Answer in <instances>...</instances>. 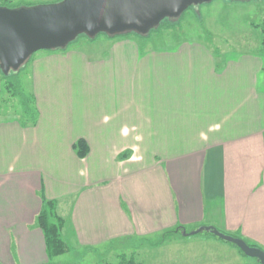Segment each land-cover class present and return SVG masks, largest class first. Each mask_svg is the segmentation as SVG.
Listing matches in <instances>:
<instances>
[{"label": "crops", "instance_id": "0c3cea01", "mask_svg": "<svg viewBox=\"0 0 264 264\" xmlns=\"http://www.w3.org/2000/svg\"><path fill=\"white\" fill-rule=\"evenodd\" d=\"M100 38L33 55L37 123L0 119V264L52 263L45 200L80 248L212 226L264 249L262 46Z\"/></svg>", "mask_w": 264, "mask_h": 264}, {"label": "rangeland", "instance_id": "374dc122", "mask_svg": "<svg viewBox=\"0 0 264 264\" xmlns=\"http://www.w3.org/2000/svg\"><path fill=\"white\" fill-rule=\"evenodd\" d=\"M44 1L46 0H7L6 3L0 0V7H36L43 5ZM162 22L163 25L159 24L146 35L128 32L126 36L135 37L141 51L164 49L182 41L205 40L213 50L227 52L235 57L247 51L261 49L262 43L255 39L256 34L262 37V30L257 25L264 22V0H212L191 6L178 18H167ZM104 35L106 34H99V39H103L100 37ZM88 39L90 38L81 36L67 48H82V44ZM33 59L34 57L19 72L10 74L12 82L17 85L11 91L6 87L0 68V119L25 118L17 95L19 92L27 96L32 94ZM194 231L196 230L172 229L169 233L166 231L151 238L122 239L98 248H80L64 237L70 247L69 251L54 258L51 264H126L131 260L136 264H261L257 259L244 255L235 244L222 240L209 231L191 234Z\"/></svg>", "mask_w": 264, "mask_h": 264}, {"label": "water", "instance_id": "95a60500", "mask_svg": "<svg viewBox=\"0 0 264 264\" xmlns=\"http://www.w3.org/2000/svg\"><path fill=\"white\" fill-rule=\"evenodd\" d=\"M212 0H63L54 4L10 9L0 7V68L5 76L19 72L40 51L64 50L80 36L146 35L167 18H178L191 6ZM245 2L248 0H231ZM209 231L235 244L264 264V250L212 226Z\"/></svg>", "mask_w": 264, "mask_h": 264}, {"label": "trees", "instance_id": "16d2710c", "mask_svg": "<svg viewBox=\"0 0 264 264\" xmlns=\"http://www.w3.org/2000/svg\"><path fill=\"white\" fill-rule=\"evenodd\" d=\"M4 1L8 3L7 0H4ZM163 23L164 22H162L161 25H163ZM258 27L262 30V53L264 54V22L261 25H257V28ZM128 34L129 33L127 32L121 35H115L114 37L126 36ZM82 36H85V35H82ZM3 79L6 81V85H7L6 87L10 91H11V88H14V89L17 88L16 87L17 85H15V83L12 82V75H9V76L3 75ZM17 96L22 104V109H23L24 117H25L24 119H21L22 124L24 126H27L28 124L35 125L38 119V110L35 106V99L33 95L31 94L27 96L19 92ZM74 148L77 151V154L81 158H84L85 156H87L89 152V147L84 140H79L74 145ZM128 156H129L128 154L121 155V158L128 157ZM65 224H66L65 220L58 213V202L55 200H45L43 204V209L36 219V225L37 227L41 228L42 231L44 232L46 245H47V253L50 259L64 255L65 253L69 251L70 247L66 243L64 236H63V229L65 228ZM247 243L250 246L258 247L257 245L250 244L249 242ZM126 264H136V263L134 262V260H131L127 262Z\"/></svg>", "mask_w": 264, "mask_h": 264}]
</instances>
